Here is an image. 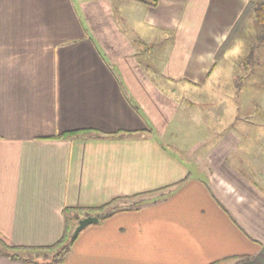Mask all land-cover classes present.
<instances>
[{"label": "crops", "instance_id": "crops-1", "mask_svg": "<svg viewBox=\"0 0 264 264\" xmlns=\"http://www.w3.org/2000/svg\"><path fill=\"white\" fill-rule=\"evenodd\" d=\"M251 1L0 0V264L117 199L142 202L62 264H264V136L233 126L187 162L148 84L216 92Z\"/></svg>", "mask_w": 264, "mask_h": 264}, {"label": "rangeland", "instance_id": "rangeland-1", "mask_svg": "<svg viewBox=\"0 0 264 264\" xmlns=\"http://www.w3.org/2000/svg\"><path fill=\"white\" fill-rule=\"evenodd\" d=\"M259 33V25L251 20L239 31L221 56L214 93L210 92L212 81L203 87L185 84L170 85L168 89L149 78L155 104L171 122L168 132L175 134V140L164 137L163 141L174 146L187 162L194 158L203 161L211 144L232 131L233 126L241 128L246 136H264V41L258 39ZM253 47L256 55L246 65ZM133 202L118 207L131 206Z\"/></svg>", "mask_w": 264, "mask_h": 264}, {"label": "trees", "instance_id": "trees-1", "mask_svg": "<svg viewBox=\"0 0 264 264\" xmlns=\"http://www.w3.org/2000/svg\"><path fill=\"white\" fill-rule=\"evenodd\" d=\"M250 8L253 10L256 16L257 24L260 27V33H259L258 39L260 41H264V0L251 1ZM255 55H256V47H253L251 49L250 56L245 60V64L248 65L251 57ZM78 135L80 134L75 132V133H71L67 135V137L72 138ZM176 153L180 154L178 151ZM187 180L188 178L180 182L176 186L183 185ZM137 197L141 198V196H136L135 198ZM126 199L131 200L133 198H126ZM118 201H119L118 199L115 201H112L101 208L93 210V212L91 213L90 212L85 213V215L86 216L94 215L98 217L100 220V223H102V222H105L111 219L115 214L121 211L138 210L139 207L141 206L140 202H142V200H140L139 203L132 204L127 209H123V208L118 207ZM116 202H117V206H116ZM81 215H83V213L80 212L79 210L66 209L64 211V217L67 223V231L65 235L63 236V238L53 246H50L47 248L32 249L30 252L27 253L26 257H21L19 255L20 253L26 252L27 251L26 249H12L4 245L2 246L1 249L4 250V254H6L7 256L12 257V258L22 259L28 264H62L64 257L70 251L72 244L77 239V237L74 239L72 238V232L69 226L73 222L77 224L79 220L81 219ZM39 254H45L46 257L40 259L38 257ZM34 255H36L37 257ZM47 255H51V257H48ZM239 261H242V259ZM224 263L225 262H217L214 264H224Z\"/></svg>", "mask_w": 264, "mask_h": 264}, {"label": "water", "instance_id": "water-1", "mask_svg": "<svg viewBox=\"0 0 264 264\" xmlns=\"http://www.w3.org/2000/svg\"><path fill=\"white\" fill-rule=\"evenodd\" d=\"M100 223V220L96 216H88L79 220L78 225L72 235V238H76L81 232H83L86 228L91 227L93 225H97Z\"/></svg>", "mask_w": 264, "mask_h": 264}]
</instances>
